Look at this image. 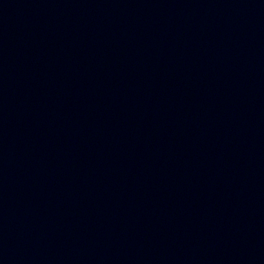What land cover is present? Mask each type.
I'll list each match as a JSON object with an SVG mask.
<instances>
[{
    "label": "water",
    "instance_id": "95a60500",
    "mask_svg": "<svg viewBox=\"0 0 264 264\" xmlns=\"http://www.w3.org/2000/svg\"><path fill=\"white\" fill-rule=\"evenodd\" d=\"M0 264H264V0H0Z\"/></svg>",
    "mask_w": 264,
    "mask_h": 264
}]
</instances>
